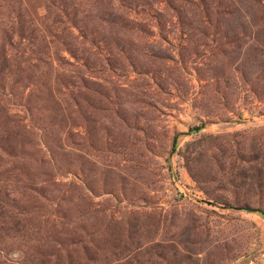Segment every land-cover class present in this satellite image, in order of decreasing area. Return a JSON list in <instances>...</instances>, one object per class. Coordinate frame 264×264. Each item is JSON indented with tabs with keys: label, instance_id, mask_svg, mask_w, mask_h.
<instances>
[{
	"label": "rangeland",
	"instance_id": "obj_1",
	"mask_svg": "<svg viewBox=\"0 0 264 264\" xmlns=\"http://www.w3.org/2000/svg\"><path fill=\"white\" fill-rule=\"evenodd\" d=\"M9 39L0 264H264V0H0Z\"/></svg>",
	"mask_w": 264,
	"mask_h": 264
},
{
	"label": "trees",
	"instance_id": "obj_2",
	"mask_svg": "<svg viewBox=\"0 0 264 264\" xmlns=\"http://www.w3.org/2000/svg\"><path fill=\"white\" fill-rule=\"evenodd\" d=\"M18 24H19V30L23 32L25 30V24L23 22L20 23L18 22ZM24 48L25 47L22 45L21 42L14 43L13 41H11V39H9L7 44L3 46V48L0 50V83L4 80V78L7 75H9V73L14 74L12 71L18 73L17 76L22 74L25 71L24 69H22L23 64L28 65L30 61L33 60L32 57L30 56L27 57L24 51H20V49H24ZM37 54L39 55L36 56V60L39 62H43L42 56L46 55V53L42 52ZM0 87L4 89L2 85H0ZM2 96L3 93L0 94V97ZM243 210L252 212V210L249 208H243ZM262 215L264 216V213H262Z\"/></svg>",
	"mask_w": 264,
	"mask_h": 264
}]
</instances>
